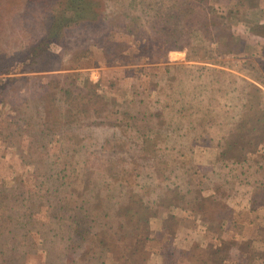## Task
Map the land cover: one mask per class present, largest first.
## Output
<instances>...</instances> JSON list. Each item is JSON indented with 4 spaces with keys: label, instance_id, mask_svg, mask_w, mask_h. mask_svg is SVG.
Masks as SVG:
<instances>
[{
    "label": "rangeland",
    "instance_id": "1",
    "mask_svg": "<svg viewBox=\"0 0 264 264\" xmlns=\"http://www.w3.org/2000/svg\"><path fill=\"white\" fill-rule=\"evenodd\" d=\"M60 1L0 0V264H264V0H99L33 56Z\"/></svg>",
    "mask_w": 264,
    "mask_h": 264
},
{
    "label": "trees",
    "instance_id": "2",
    "mask_svg": "<svg viewBox=\"0 0 264 264\" xmlns=\"http://www.w3.org/2000/svg\"><path fill=\"white\" fill-rule=\"evenodd\" d=\"M70 9L73 14L66 16L64 9ZM65 9V10H66ZM57 14L51 16L45 32L37 38L34 45L33 56H39L42 51H46L53 42L61 43L63 36L68 29L74 30L87 23H100L104 20L102 4L99 0H61ZM34 57H31L29 60ZM38 59H35V63ZM4 86V85H3ZM2 88V85H0Z\"/></svg>",
    "mask_w": 264,
    "mask_h": 264
}]
</instances>
